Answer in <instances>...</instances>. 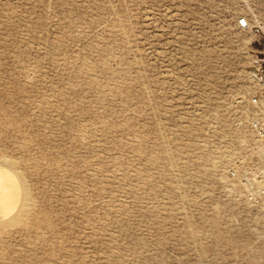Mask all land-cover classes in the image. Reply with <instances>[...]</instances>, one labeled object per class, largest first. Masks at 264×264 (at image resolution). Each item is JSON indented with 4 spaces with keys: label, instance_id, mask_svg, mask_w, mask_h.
Listing matches in <instances>:
<instances>
[{
    "label": "rangeland",
    "instance_id": "1",
    "mask_svg": "<svg viewBox=\"0 0 264 264\" xmlns=\"http://www.w3.org/2000/svg\"><path fill=\"white\" fill-rule=\"evenodd\" d=\"M262 84L264 0H0V264H264Z\"/></svg>",
    "mask_w": 264,
    "mask_h": 264
},
{
    "label": "built area",
    "instance_id": "2",
    "mask_svg": "<svg viewBox=\"0 0 264 264\" xmlns=\"http://www.w3.org/2000/svg\"><path fill=\"white\" fill-rule=\"evenodd\" d=\"M241 28L251 26L247 14L239 15ZM249 100L257 108L251 115L241 117L235 123L246 131L243 136L231 140L226 164H219L227 189L249 209L264 214V84L249 94Z\"/></svg>",
    "mask_w": 264,
    "mask_h": 264
}]
</instances>
